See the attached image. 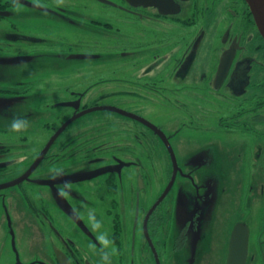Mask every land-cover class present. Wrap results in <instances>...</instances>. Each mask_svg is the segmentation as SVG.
Returning a JSON list of instances; mask_svg holds the SVG:
<instances>
[{
  "label": "flooded vegetation",
  "instance_id": "flooded-vegetation-1",
  "mask_svg": "<svg viewBox=\"0 0 264 264\" xmlns=\"http://www.w3.org/2000/svg\"><path fill=\"white\" fill-rule=\"evenodd\" d=\"M212 30H223L222 53L198 76L202 102H187L186 81ZM254 41L264 49L248 0H0V264H227L238 224L249 228L245 264H264V178L245 189L249 199L222 205L216 187L231 148L213 144L179 162L172 145L184 126L214 124L223 136L241 135L264 116V55L248 52ZM101 57L116 63L99 83L131 102L112 106L113 138L104 123L83 128L86 163L101 167L72 174L56 162L73 142L66 131L89 108L110 106L94 86L75 91L73 71L13 64ZM110 90L101 93L114 96ZM150 102L188 113V122L169 131L131 107ZM34 110L43 123L26 122ZM109 152L118 157L108 162ZM255 167L264 174L260 148ZM84 193L95 204L92 218Z\"/></svg>",
  "mask_w": 264,
  "mask_h": 264
},
{
  "label": "rangeland",
  "instance_id": "rangeland-1",
  "mask_svg": "<svg viewBox=\"0 0 264 264\" xmlns=\"http://www.w3.org/2000/svg\"><path fill=\"white\" fill-rule=\"evenodd\" d=\"M173 32V31H171ZM223 30H212L210 31L209 36L205 38L197 52L196 61L193 65L191 73L188 77V82L186 81V87L184 90L183 98L187 102H198L201 103L202 99L200 98V94L196 93L198 91L195 87L197 86L198 76L204 71L209 72L218 57L221 55L223 50V44L220 41V36L222 35ZM258 42L254 41L249 43L248 52H253L261 58L264 55V49H258ZM179 46H175L172 42L169 44V52H177ZM161 53V51L157 49H153L150 51V54ZM101 59L98 58H74V59H66V60H54V61H40V62H28L23 61L17 64H13L15 66H24L26 70L36 69V70H50L54 72H64V71H73V82H74V90L76 91V86L80 87H88L91 86L89 90L94 86V91L100 92V101H102L103 105L110 106H94L89 108L84 115L80 116L78 123H75L73 126H70L66 131L65 138L73 140L70 142L69 147L65 150L64 157L59 155L57 157V166L59 168H63L71 171L72 174L82 172L83 167H101V163L95 164H87L86 163V152L89 148L86 142V137H78L83 128H90L95 131L97 128H101V123H104L107 127V132L111 136L114 137V124L117 121L118 115L115 114L114 108L117 104H129V100L122 99V97L117 96L115 94V88L112 85L108 86L107 83H100L101 77L107 76L111 73V66L116 63L113 57H107ZM101 70V73H97ZM264 75V74H263ZM113 83V82H112ZM112 91L115 95L112 96L108 92L101 93L103 90ZM81 90H84L81 88ZM261 92V90H260ZM95 99V98H94ZM153 100V99H151ZM140 101H143L140 99ZM155 101V100H154ZM226 100H224L225 102ZM145 102V101H144ZM151 104V102L149 103ZM226 105V104H225ZM131 107L138 109L139 111L150 115L154 119H159L164 124L168 123L170 125L169 131L172 129V125L181 122H188L187 119L190 117L188 113H182L176 107H169L168 109H162L157 107L156 105H144V104H133ZM111 108V109H110ZM113 109V110H112ZM57 110H53V116L55 115ZM187 111V110H186ZM189 112V111H188ZM34 116H27L26 122L30 118H37V123L44 122L45 115L41 114V110H34ZM264 115V109L262 110ZM209 118V115H206ZM219 116H217L218 118ZM218 130L216 125L211 126H201L189 128L188 126H184V129L181 132V136L177 138L176 141L172 142V145L175 150L176 159L179 162L186 161L190 156L195 155L198 151H206L213 144H219L223 149L231 148L229 150L230 158L228 159L229 164L225 166V173H222L220 178L217 181L216 187V195L215 198L218 199V202L222 205H225L229 199H232L233 202H238L240 199L245 198L249 199L252 194L249 193V190H245L248 188L249 184L256 183L259 181V176L264 178V174L257 173V163L256 167L253 168V154L256 153L257 148H260L262 152V159H264V116L260 118L258 122H254V124L247 126L244 129V133L238 135L234 132V134L223 136ZM91 135V134H90ZM101 140V137L99 138ZM91 148V147H90ZM114 150V149H112ZM90 152L92 153L93 151ZM111 152V151H110ZM107 153V161H113L118 157L116 153ZM121 155L120 157H123ZM238 157L239 160L237 159ZM205 164V161H203ZM196 171V170H195ZM264 173V172H263ZM196 175V180H202V173L196 171L194 173ZM91 182L97 183L99 181L98 178H94L90 180ZM185 183V180L182 181ZM96 184H87L86 186H92ZM57 187H60L57 185ZM222 189V191H221ZM86 201L85 203L90 206V208L86 209V213L90 218L94 216L92 207H95V204L92 200V196L90 194L84 193ZM254 197V196H253ZM257 198V197H256ZM69 201L71 203H75L76 199L73 196L69 195ZM256 203V200L253 201V204Z\"/></svg>",
  "mask_w": 264,
  "mask_h": 264
},
{
  "label": "water",
  "instance_id": "water-1",
  "mask_svg": "<svg viewBox=\"0 0 264 264\" xmlns=\"http://www.w3.org/2000/svg\"><path fill=\"white\" fill-rule=\"evenodd\" d=\"M248 2L251 6V9L253 11L255 20L259 26V29L264 37V0H248ZM234 53H235V49H233V47L227 50L226 52H224L222 65L218 74L220 79L224 78L229 68V64L231 60L226 62V58L229 57L231 59ZM79 57H89V55H80ZM173 157L175 160L174 154ZM248 246H249V228L247 227L246 224H238L234 229L233 239H232L230 253L228 255L227 264H245L248 257Z\"/></svg>",
  "mask_w": 264,
  "mask_h": 264
}]
</instances>
